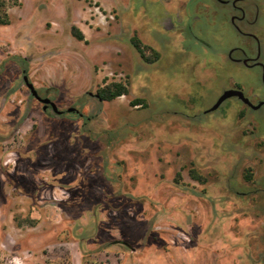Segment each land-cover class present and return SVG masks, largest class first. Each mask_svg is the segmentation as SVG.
Here are the masks:
<instances>
[{
    "label": "rangeland",
    "instance_id": "374dc122",
    "mask_svg": "<svg viewBox=\"0 0 264 264\" xmlns=\"http://www.w3.org/2000/svg\"><path fill=\"white\" fill-rule=\"evenodd\" d=\"M0 2V264H264V195L251 193L264 184V106L229 98L206 113L231 85L264 99L260 69L226 58L256 51L229 23L231 6ZM173 9L192 26L181 43L147 31ZM242 28L264 61V28ZM132 35L157 43V60L144 63ZM22 71L84 117L43 113ZM111 83L128 93L89 96ZM137 98L143 106L131 105Z\"/></svg>",
    "mask_w": 264,
    "mask_h": 264
},
{
    "label": "flooded vegetation",
    "instance_id": "af4514ba",
    "mask_svg": "<svg viewBox=\"0 0 264 264\" xmlns=\"http://www.w3.org/2000/svg\"><path fill=\"white\" fill-rule=\"evenodd\" d=\"M212 1L215 4L219 5L220 7L231 6V10L227 14V19H229V23L231 24V26L234 28V30L236 31V33L238 35H240L242 37H245V38H248L249 40H251L253 42V44L255 45V49H256L255 55H251L250 56V54H248L246 51H244V50H242L240 48H234L233 50L230 51L231 53L227 52L226 58L229 61L238 62V63H240V64H242V65H244L246 67H249V68H252V67L259 68L260 71H261V85L264 88V61L261 58L260 39L258 38V36H256L252 32H244L243 28H242L243 25L254 26V27L255 26H257V27L260 26V27L264 28V6H263V4H261L262 0H254L253 4H251L252 3L251 0H212ZM201 5L207 6V8L209 9V5L208 4H201ZM168 11H170V10H167L165 12V17L161 20L162 21L161 25H158V27H156L155 29H150V27H149V29L147 31H156L159 36H162L164 39H166L170 43H174V42H176V43L180 42L181 43L185 37H188V34L186 33V31L189 34H192L191 22H190V24L189 23L181 24L178 21V19H177L178 16H177V13H175L174 9L172 11H170V12H168ZM168 13H169V15H167ZM251 14H252V19L250 20L249 16ZM186 17H187L186 20H190V19H191V21L197 20V18L196 17H192V14H190V13H189V16H186ZM260 21H262V23ZM182 25L185 28L184 32L178 31V28L180 26H182ZM146 28H148V26ZM144 33H145V35H147L146 31H144ZM133 38H136V37L134 35H132L131 38H130V42H131V39H133ZM136 39H138V38H136ZM144 46H146V45L144 44L143 47ZM146 47H149L152 50H154L156 53H158V51L156 49H159V45L157 43L156 44L151 43L150 46H146ZM132 48H133V46H132ZM174 48H176V47H174ZM133 50L138 55L137 51L134 48H133ZM236 53L238 54V56H235ZM244 60H246V64H243ZM21 73L23 74V75L21 74V76H22V81L24 83L23 77L24 76L27 77V75L25 74V71H22ZM27 79H28V77H27ZM24 85H25V83H24ZM227 89H239V88L233 87V85H231ZM34 90L36 91L37 96L40 99H49L56 106L57 112H54L52 107L50 106V104H44V103L40 102L36 97H34L32 95L31 91L27 88V91L29 93L30 98L32 100H35L36 102L39 103V105L41 107V111L43 113H46V112L50 111L54 115V117H61L63 115H74V116L80 117V118L84 117V116H82L81 113H79L78 109H76L74 107H69L66 110L59 109V106L51 98H49L47 94L43 93V95H41L35 88H34ZM89 96H94L99 102H107V101H101L98 98L97 93L94 94V95L89 94ZM239 102L244 107H246L248 110L250 109L252 111H257L262 106H264V99L263 100H258L256 102V104H253L251 102L253 105H257L259 103H262V105L258 109H251L247 105L243 104L241 101H239ZM70 108H73L75 110L73 112H68L67 110L70 109ZM251 193L253 194V196H256V195L262 196V194L264 195V184H263V187H262V189L260 191L252 190ZM252 194H250V197H252ZM242 195H245V194H242ZM263 213H264V211H263ZM178 234L184 235V237L186 238L187 242L191 243V239L189 240L190 237L188 238V236L184 232L178 230ZM253 237L257 238L255 236V234H253ZM175 241H177V240H175ZM256 246H258L259 249H261L263 247V250H264V241L263 242H258L256 244ZM260 261H262L264 263V251L262 253V260H258V262H260ZM247 262H249V260H245V262H243V263H247Z\"/></svg>",
    "mask_w": 264,
    "mask_h": 264
},
{
    "label": "trees",
    "instance_id": "16d2710c",
    "mask_svg": "<svg viewBox=\"0 0 264 264\" xmlns=\"http://www.w3.org/2000/svg\"><path fill=\"white\" fill-rule=\"evenodd\" d=\"M3 3L0 2V13L2 12ZM7 23V18L5 14H0V24ZM72 36L76 38L78 41L83 40V36L80 32L76 31L75 28L71 29ZM131 45L133 48L137 51L139 58L146 64H151L158 58V53H156L154 50H152L149 47H146L141 44V42L133 38L131 39ZM146 51H150L151 56H146ZM98 98L101 101H107L110 102L120 96L126 95L128 93L127 88L121 84V83H111L106 85L105 87L99 89L97 92ZM131 105L133 106H143L144 100L137 98L134 101L131 102ZM87 120V118H85Z\"/></svg>",
    "mask_w": 264,
    "mask_h": 264
},
{
    "label": "water",
    "instance_id": "95a60500",
    "mask_svg": "<svg viewBox=\"0 0 264 264\" xmlns=\"http://www.w3.org/2000/svg\"><path fill=\"white\" fill-rule=\"evenodd\" d=\"M231 53V52H230ZM243 64H246V60L243 61ZM23 80H24V83L26 85V87L31 91L32 95L34 97H36L40 102L44 103V104H50V106L52 107L53 111L54 112H57L56 110V106L49 100V99H40L38 96H37V93L36 91L34 90L33 86L31 83L28 82V79L26 76L23 77ZM229 98H237L239 101H241L243 104L247 105L248 107H250L251 109H258L262 103H259L257 105H253L249 100L248 98H246L243 94V92L241 90H238V89H227V90H224L222 92V94L218 97V99L216 100V102L212 105V107L207 110L206 113H209V112H212V111H215L217 110L220 105L226 101L227 99ZM75 109L73 108H70L68 109L67 111L68 112H73Z\"/></svg>",
    "mask_w": 264,
    "mask_h": 264
}]
</instances>
